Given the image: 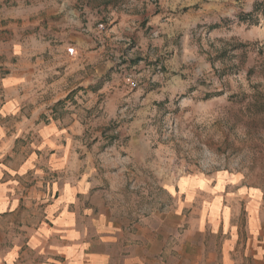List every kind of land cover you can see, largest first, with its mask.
I'll list each match as a JSON object with an SVG mask.
<instances>
[{
	"label": "rangeland",
	"instance_id": "374dc122",
	"mask_svg": "<svg viewBox=\"0 0 264 264\" xmlns=\"http://www.w3.org/2000/svg\"><path fill=\"white\" fill-rule=\"evenodd\" d=\"M256 1L0 0L18 148L124 223L177 210L203 178L247 187L264 214Z\"/></svg>",
	"mask_w": 264,
	"mask_h": 264
},
{
	"label": "crops",
	"instance_id": "0c3cea01",
	"mask_svg": "<svg viewBox=\"0 0 264 264\" xmlns=\"http://www.w3.org/2000/svg\"><path fill=\"white\" fill-rule=\"evenodd\" d=\"M6 53L0 39V264H264L263 201L245 186L189 181L177 210L124 223L84 181L48 180L65 170H38L18 148L23 73Z\"/></svg>",
	"mask_w": 264,
	"mask_h": 264
},
{
	"label": "trees",
	"instance_id": "16d2710c",
	"mask_svg": "<svg viewBox=\"0 0 264 264\" xmlns=\"http://www.w3.org/2000/svg\"><path fill=\"white\" fill-rule=\"evenodd\" d=\"M258 8H261L264 13V0L256 1L254 4V9L252 10V12L248 13V15L253 13L255 10H258Z\"/></svg>",
	"mask_w": 264,
	"mask_h": 264
}]
</instances>
